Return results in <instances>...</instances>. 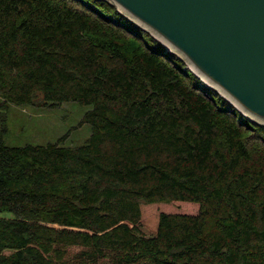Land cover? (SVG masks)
I'll list each match as a JSON object with an SVG mask.
<instances>
[{
  "label": "trees",
  "instance_id": "obj_1",
  "mask_svg": "<svg viewBox=\"0 0 264 264\" xmlns=\"http://www.w3.org/2000/svg\"><path fill=\"white\" fill-rule=\"evenodd\" d=\"M71 101L85 145L6 144ZM0 120V264H264V126L109 1L0 0Z\"/></svg>",
  "mask_w": 264,
  "mask_h": 264
},
{
  "label": "water",
  "instance_id": "obj_2",
  "mask_svg": "<svg viewBox=\"0 0 264 264\" xmlns=\"http://www.w3.org/2000/svg\"><path fill=\"white\" fill-rule=\"evenodd\" d=\"M106 1L264 126V0Z\"/></svg>",
  "mask_w": 264,
  "mask_h": 264
},
{
  "label": "rangeland",
  "instance_id": "obj_3",
  "mask_svg": "<svg viewBox=\"0 0 264 264\" xmlns=\"http://www.w3.org/2000/svg\"><path fill=\"white\" fill-rule=\"evenodd\" d=\"M91 109V105L72 101L43 107L12 104L4 140L10 147L48 144H59L62 147L83 146L92 135V125L82 123ZM1 126L0 120V128Z\"/></svg>",
  "mask_w": 264,
  "mask_h": 264
}]
</instances>
